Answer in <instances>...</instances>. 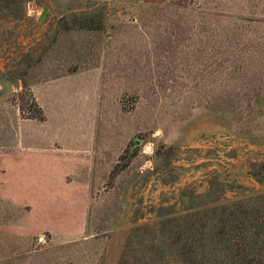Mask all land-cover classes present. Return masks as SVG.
I'll use <instances>...</instances> for the list:
<instances>
[{
    "label": "rangeland",
    "instance_id": "1",
    "mask_svg": "<svg viewBox=\"0 0 264 264\" xmlns=\"http://www.w3.org/2000/svg\"><path fill=\"white\" fill-rule=\"evenodd\" d=\"M0 80L45 115L2 108L0 152L67 172L0 173V264H183L221 206L264 220V0H0Z\"/></svg>",
    "mask_w": 264,
    "mask_h": 264
},
{
    "label": "trees",
    "instance_id": "2",
    "mask_svg": "<svg viewBox=\"0 0 264 264\" xmlns=\"http://www.w3.org/2000/svg\"><path fill=\"white\" fill-rule=\"evenodd\" d=\"M17 110L20 118L44 121L45 115L29 91L19 93ZM206 255L199 245L202 238L177 237L178 256L183 264H264V220L258 208L243 202L220 207ZM196 230L203 225L192 223ZM198 250L196 251V248Z\"/></svg>",
    "mask_w": 264,
    "mask_h": 264
},
{
    "label": "crops",
    "instance_id": "3",
    "mask_svg": "<svg viewBox=\"0 0 264 264\" xmlns=\"http://www.w3.org/2000/svg\"><path fill=\"white\" fill-rule=\"evenodd\" d=\"M13 84H15L14 81L12 82V85ZM14 90H17V89H14ZM5 93L6 92H2L1 90V80H0V115H1V110L3 108L4 111L6 112L11 111L13 113V116L15 117V120L18 124L23 123L27 120H34V119H28V118H20L18 114V110L16 108L15 109L9 108L5 103ZM34 95L36 97V100L38 101L36 102L40 104V101L35 92H34ZM38 122H42V121H38ZM16 139L17 141L15 143H11L9 148L1 149L0 173L2 172L5 175L30 173V172H36L38 174H45V173H49V171H57L55 173H61V174L67 173L63 169L65 167L60 165V163L56 162L58 159L54 153H57V151L51 152V153L42 152V151L33 152L32 151L34 150L32 149L33 145L25 144L24 143L25 141H22L23 138L21 137H16ZM16 144L18 145L16 146ZM21 148L26 149V151L19 150ZM59 150H63L62 146H60ZM63 153H65V155L66 154L68 155L66 156V158L63 159V161L66 162L65 164L72 165V162L78 159L73 156L72 151L71 152L66 151Z\"/></svg>",
    "mask_w": 264,
    "mask_h": 264
},
{
    "label": "water",
    "instance_id": "4",
    "mask_svg": "<svg viewBox=\"0 0 264 264\" xmlns=\"http://www.w3.org/2000/svg\"><path fill=\"white\" fill-rule=\"evenodd\" d=\"M42 13H43V10L40 11L38 19L41 17Z\"/></svg>",
    "mask_w": 264,
    "mask_h": 264
}]
</instances>
